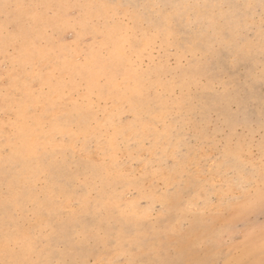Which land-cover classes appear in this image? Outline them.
Returning a JSON list of instances; mask_svg holds the SVG:
<instances>
[{
	"label": "rangeland",
	"instance_id": "1",
	"mask_svg": "<svg viewBox=\"0 0 264 264\" xmlns=\"http://www.w3.org/2000/svg\"><path fill=\"white\" fill-rule=\"evenodd\" d=\"M0 264H264V0H0Z\"/></svg>",
	"mask_w": 264,
	"mask_h": 264
}]
</instances>
